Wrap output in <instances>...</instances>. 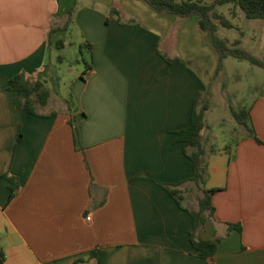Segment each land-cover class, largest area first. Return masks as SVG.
I'll use <instances>...</instances> for the list:
<instances>
[{"label": "crops", "instance_id": "0c3cea01", "mask_svg": "<svg viewBox=\"0 0 264 264\" xmlns=\"http://www.w3.org/2000/svg\"><path fill=\"white\" fill-rule=\"evenodd\" d=\"M72 8L63 38L73 29L90 45L91 70L69 87L75 104L49 89L23 116L10 80L46 81L51 31ZM210 48L198 18L144 0H0V264H98L94 251L101 264H264V98L241 109L253 133L237 123L226 151L213 149L205 114L207 188L219 191L198 237L217 252L203 257L191 242L188 211L202 193L177 132L196 100L209 104ZM166 186L182 191V207Z\"/></svg>", "mask_w": 264, "mask_h": 264}, {"label": "trees", "instance_id": "16d2710c", "mask_svg": "<svg viewBox=\"0 0 264 264\" xmlns=\"http://www.w3.org/2000/svg\"><path fill=\"white\" fill-rule=\"evenodd\" d=\"M158 13L172 14L182 19L198 18L201 29L206 33L208 40L214 47L218 54V66L216 73L221 71L224 66V60L228 57H233L238 60H245L253 65L264 69V61L255 57L247 50L240 47L241 42L236 41L233 47H229L227 42L220 38L218 33V24L226 29H233L234 26L223 14L219 12V8L225 5H231L234 9H240L247 19L263 20L264 21V0H212L210 3L202 1H182L177 0H144ZM74 9H70L67 13V20L64 26L53 28L50 34V45L61 49L64 47L65 39L61 33L67 31V28L72 22ZM81 51L90 50V45H81ZM163 58L169 62L174 63L178 59L168 58L161 53ZM82 78L86 79L91 66L88 62ZM9 89L19 93L16 99V107L23 116L37 115V106H46L50 98V91L46 87L45 82L41 79V73L36 72L33 78L20 74L10 80ZM68 107L71 109V104L68 102ZM209 110L207 102H199L196 100L191 114V123L188 128L177 132V142L183 145L187 157L193 163L194 177L193 182L202 193L198 199V209L188 211L193 220V228L191 230V242L194 248L200 252L203 257H213L217 252V244L212 241H204L198 237L199 232L207 225L209 221L215 217V208L212 204V196L219 191V189H208L207 183L209 178L208 163L205 158V150L203 148L202 132L206 127L205 114ZM236 122L253 133L250 128V112L248 109L240 110V112L232 111ZM22 142V134L19 135L17 145ZM262 143L261 141H258ZM193 148L195 151L188 153V149ZM9 188L11 191L9 201H12L18 192V183L12 177L9 178ZM170 195L182 207V191L177 188L166 186ZM92 258L98 260L101 264V255L99 252H92ZM3 254L0 253V263L3 262Z\"/></svg>", "mask_w": 264, "mask_h": 264}, {"label": "rangeland", "instance_id": "374dc122", "mask_svg": "<svg viewBox=\"0 0 264 264\" xmlns=\"http://www.w3.org/2000/svg\"><path fill=\"white\" fill-rule=\"evenodd\" d=\"M203 1L210 3L212 0ZM219 12L232 22L234 28L226 29L217 22V35L225 40L229 47L240 41L241 48L264 61V21L247 19L240 9H234L231 5L220 7ZM64 33L67 31L61 33L62 37ZM64 39V47H54L51 52L44 81L54 97L73 101L69 87L76 77L82 76L86 69L85 63L91 61L86 50L81 51V38L76 30L72 29ZM210 49L218 66V54L212 45ZM215 75L208 98L209 111L206 113V122L212 135L213 149L219 152L226 151L229 147L234 148L241 139V135H237L236 131L239 125L230 110L240 112L257 99L264 98V69L248 61L228 57L224 60L223 69ZM73 102L75 104V100ZM71 110H75L72 104Z\"/></svg>", "mask_w": 264, "mask_h": 264}, {"label": "built area", "instance_id": "2783aa9c", "mask_svg": "<svg viewBox=\"0 0 264 264\" xmlns=\"http://www.w3.org/2000/svg\"><path fill=\"white\" fill-rule=\"evenodd\" d=\"M1 253V252H0Z\"/></svg>", "mask_w": 264, "mask_h": 264}]
</instances>
